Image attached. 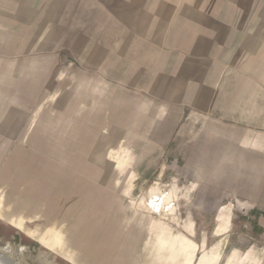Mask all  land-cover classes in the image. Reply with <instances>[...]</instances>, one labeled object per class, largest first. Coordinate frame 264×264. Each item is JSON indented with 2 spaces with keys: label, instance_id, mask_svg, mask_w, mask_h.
Wrapping results in <instances>:
<instances>
[{
  "label": "rangeland",
  "instance_id": "rangeland-1",
  "mask_svg": "<svg viewBox=\"0 0 264 264\" xmlns=\"http://www.w3.org/2000/svg\"><path fill=\"white\" fill-rule=\"evenodd\" d=\"M46 12L14 20L0 0V248L27 264H187L164 249L184 242L191 264L211 248L264 264V138L243 131L259 124L184 105L200 76L181 60L86 42Z\"/></svg>",
  "mask_w": 264,
  "mask_h": 264
},
{
  "label": "crops",
  "instance_id": "crops-1",
  "mask_svg": "<svg viewBox=\"0 0 264 264\" xmlns=\"http://www.w3.org/2000/svg\"><path fill=\"white\" fill-rule=\"evenodd\" d=\"M20 10L28 17L31 11H49L41 17L77 28L86 42L140 44L136 59L161 58L170 68L181 60L186 74L200 76L197 99L184 105L215 113L221 122L259 124L243 131L248 136L258 131L264 138V0H10L14 20ZM95 27L102 31L96 34ZM230 216L231 209L223 206L218 233ZM179 246L170 243L164 249L169 255L185 252L191 264L195 249L187 253L184 242ZM216 250L211 248L197 264H217Z\"/></svg>",
  "mask_w": 264,
  "mask_h": 264
},
{
  "label": "bare ground",
  "instance_id": "bare-ground-1",
  "mask_svg": "<svg viewBox=\"0 0 264 264\" xmlns=\"http://www.w3.org/2000/svg\"><path fill=\"white\" fill-rule=\"evenodd\" d=\"M0 264H27L22 259L16 260L7 250L0 248Z\"/></svg>",
  "mask_w": 264,
  "mask_h": 264
}]
</instances>
